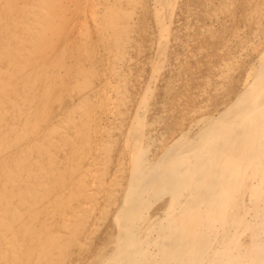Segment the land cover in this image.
<instances>
[{"label": "bare ground", "instance_id": "6f19581e", "mask_svg": "<svg viewBox=\"0 0 264 264\" xmlns=\"http://www.w3.org/2000/svg\"><path fill=\"white\" fill-rule=\"evenodd\" d=\"M189 4L0 0V264H264V0L190 104L159 102L196 53Z\"/></svg>", "mask_w": 264, "mask_h": 264}, {"label": "rangeland", "instance_id": "374dc122", "mask_svg": "<svg viewBox=\"0 0 264 264\" xmlns=\"http://www.w3.org/2000/svg\"><path fill=\"white\" fill-rule=\"evenodd\" d=\"M187 1V3L189 4V2H190V6L192 7L193 5H194V7L193 8H195V11H192L193 12V20L192 21H194L193 23H191L190 24V29H191V27L193 28L191 31H190V33L192 32L193 33V36H192V40H191V43H192V48L194 49V48H199V46L201 45V49L204 47V45L206 46V47H204L202 50H204L203 52H202V50H200V49H192V48H190L189 47V49L191 50L190 52L191 53H195V54H193L194 55V57H196V59L194 58L193 59V55H191V56H188V58H187V55L188 54H186V58H185V60H183V62H182V66H181V68H183V69H178L177 71H180L178 74L177 73H175L174 75L173 74H171V75H169L171 78H173V77H175V78H179L180 77V80L178 79V81H181V83H180V86L178 87V86H176V88L174 89V91L172 90V95H170V93H169V96H166L167 94H165V96H162L163 95V93H164V91H163V93H162V89H158L157 90V100H159V102H161L160 100H163V102L164 103H166V100L168 101L169 99H170V97H171V99H172V96L173 95H177V96H182V98H180V100H184V96L186 97L185 98V100L184 101H190V100H194L195 98H193V91L194 90H196V88H195V86H198V84L200 83V78H202V76H203V74L205 73V74H207L208 75V72H210L211 71V64H212V62L211 61H213V62H216L218 59H219V56L220 55H222L221 53H220V51H218V49H220L221 48V45H222V43H224V42H226V40L228 39V37L230 36V34H231V28L233 29V28H236V27H241L242 25H243V23H244V15H245V13H246V11L248 10V7H249V0H246V1H244V0H230L229 1V7H227V14L228 13H230V14H228L227 16L229 17H227V16H225L224 15V10L222 11L221 9H219L218 7H219V4H220V2H221V0H209L208 2L209 3H207L205 0H186ZM214 2V3H212V2ZM242 1H243V3H242ZM191 2H194L193 4L191 3ZM196 2H197V4H196ZM201 3V4H199V3ZM205 2H206V5H205ZM216 2V3H215ZM240 2V3H239ZM244 2H246V3H244ZM234 3V4H233ZM196 4V5H195ZM211 5V7H209L210 5ZM231 4V5H230ZM237 4H238V6H237ZM244 4V5H243ZM206 8V9H204V7ZM237 8H236V7ZM197 7V8H196ZM233 7V8H232ZM247 7V8H246ZM218 8V9H217ZM236 8V9H235ZM239 8H240V10H239ZM197 9H199L198 11H196ZM203 9V10H202ZM210 9V10H209ZM214 9V10H213ZM231 9V12L229 11ZM236 11H235V10ZM245 11H244V10ZM233 10V11H232ZM237 10H239V11H237ZM204 11V12H203ZM214 11V12H213ZM203 12V14H201ZM209 12V13H208ZM235 12H237V13H235ZM240 12V13H239ZM242 12H244V13H242ZM198 13V14H197ZM234 13V14H233ZM196 14V15H195ZM199 14H201V15H199ZM240 16H239V15ZM198 15V16H197ZM204 15V16H203ZM230 15V16H229ZM238 15V16H237ZM242 15V16H241ZM197 16V17H196ZM235 18H234V17ZM196 17V18H195ZM200 17H203L202 19L200 18ZM241 19H240V18ZM146 18V19H145ZM147 18H148V15L146 14H144V20L143 21H146L147 20ZM202 20H200V19ZM226 18H227V20H226ZM234 18V20L232 21V22H234L233 23V25H232V23H230L231 22V19H233ZM236 18H238V20H237V22H236ZM243 18V19H242ZM211 19V20H210ZM197 20V21H196ZM201 21V22H200ZM208 21V22H207ZM212 21V22H211ZM204 24H203V23ZM196 25H195V24ZM200 23H202V24H200ZM214 23H215V25H214ZM227 23V24H226ZM237 23V24H236ZM194 25V26H191V25ZM230 24V25H229ZM148 25V23L147 22H145V26H146V29H148L149 28V25ZM200 25H204V28L202 29V30H205V28H206V30L205 31H201L200 29H198L199 27L198 26H200ZM212 27H211V26ZM219 25V26H218ZM232 25V26H231ZM238 25V26H237ZM207 26H209V27H207ZM217 26V27H216ZM224 29H223V28ZM218 28L220 29L221 28V31L220 30H218ZM230 28V29H229ZM248 28V27H247ZM195 29H197L196 31H195ZM218 30V31H217ZM200 32L199 34H198V32ZM212 31V32H211ZM143 32H145V31H142V32H140L141 34H140V38H141V43L142 44H147V39H146V34H144ZM207 32V33H206ZM228 32V33H227ZM204 33V34H203ZM205 33H206V35H205ZM209 33V34H208ZM214 33V34H213ZM220 33V34H219ZM225 34V36L223 35V34ZM208 34V35H207ZM222 34V35H221ZM226 34H227V36H226ZM197 35H198V37H197ZM203 35V39H202V41H201V36ZM209 35H210V37L211 38H213L212 40H211V38L209 37ZM218 35H219V38H218ZM145 36V37H144ZM206 36V37H205ZM217 36V37H216ZM224 36V37H223ZM197 37V39H195ZM205 37V38H204ZM207 37H208V39H207ZM223 37V38H222ZM226 37V38H225ZM144 38V39H143ZM193 38H194V40H193ZM200 38V39H199ZM216 38L219 40V43L217 42L218 40H216ZM220 38H221V41H220ZM210 39V40H209ZM143 40H144V42H143ZM146 40V41H145ZM200 40V41H199ZM207 40H208V42H207ZM193 41H196V43L198 44V45H196L195 46V44L196 43H194ZM197 41H199V42H197ZM214 41H216L217 43H215ZM201 42V43H200ZM207 44H206V43ZM211 42H213V43H211ZM228 42V41H227ZM194 43V44H193ZM221 43V44H220ZM200 44V45H199ZM209 44V45H208ZM211 45V46H210ZM213 45L215 46V47H213ZM210 46V47H209ZM238 46H239V44L237 43V42H232L231 43V49H236V48H238ZM210 48V49H208V48ZM217 47V48H216ZM212 48H214V49H212ZM212 49V50H211ZM197 50V51H196ZM198 50H200V52H202V54L201 53H199V51ZM209 52H208V51ZM215 52H214V51ZM205 51H207L206 53H205ZM212 51H213V55L211 56V53H212ZM216 52H218V53H220V55L219 54H217ZM134 53V55L136 54L135 52H133ZM185 53H188V50L185 52ZM199 53V54H198ZM208 53H210V56H209V54ZM214 53H215V56H216V58L217 59H215V56H214ZM144 53L142 52L140 55H138V56H140L139 58H141V56L143 55ZM208 54V55H207ZM197 55L199 56V58L197 59ZM200 56H201V58H202V65L201 64H199V63H201V59H200ZM205 56H207V57H205ZM218 56V57H217ZM68 57H71L72 59H74V57H78V54L77 53H75V54H73V55H70V56H68ZM190 57H192V58H190ZM212 57V58H211ZM213 57H214V59H213ZM204 58L206 59V60H204ZM186 59H190L189 61H187ZM191 59H193V60H191ZM208 59V60H207ZM212 59V60H211ZM198 60L200 61L199 63H197L198 62ZM192 63H191V62ZM195 61H197V62H195ZM203 61H204V65H203ZM205 61H207V62H205ZM211 63H210V62ZM209 62V63H208ZM188 63V64H187ZM190 64H195L194 66L195 67H193L192 65L190 66ZM207 64V65H206ZM240 65V64H239ZM139 66V65H138ZM137 66V67H138ZM185 66H186V68H185ZM245 66V65H244ZM136 67V68H137ZM205 67H206V69H205ZM239 67V68H238ZM135 68V69H136ZM190 68V69H189ZM197 68H203L202 70H197ZM237 68L240 70V69H243V65H242V63H241V66H237ZM135 69H133L134 71H135ZM193 72H192V71ZM194 70L196 71V72H194ZM205 70H208V71H205ZM202 71V72H201ZM182 72V73H181ZM188 72H190V73H188ZM191 72L193 73V74H191ZM204 72V73H203ZM184 73V74H183ZM186 73H188V75L186 74ZM201 73H203V74H201ZM187 76H186V75ZM196 74V75H195ZM199 74V75H198ZM205 74H204V76H205ZM173 75V76H172ZM176 75V76H175ZM183 75H185L186 76V79H185V76H183ZM191 77H190V76ZM168 75H166V77L170 80L171 78L169 77ZM188 76H189V78H188ZM199 76V77H198ZM197 77V78H196ZM166 78V79H167ZM196 78V80H198L199 79V82H198V84L196 85V83H197V81L196 80H194ZM169 80H166L165 82L166 83H168V81ZM191 80H193V81H191ZM202 80V79H201ZM232 80H235V81H233L232 83H231V85L229 86V88H228V90L230 91V90H234L236 87H237V85L239 84V78H238V76L236 75V74H233V76H232ZM188 81H190V82H192L191 84H189V82ZM170 82V81H169ZM188 82V83H187ZM184 84V87H182V85ZM189 85V86H188ZM195 85V86H194ZM193 86H194V88H193ZM177 89V90H176ZM194 89V90H193ZM182 90V92H180ZM191 90V91H190ZM179 91V92H178ZM175 92V93H174ZM177 92V93H176ZM189 93V94H188ZM158 95H159V97H158ZM224 97V95H222V94H220L219 96H217L216 97V100H214L213 98V100L211 99L209 102L210 103H212V104H214V103H217L221 98L220 97ZM160 97H162L161 99H160ZM163 97H165V98H163ZM168 97V98H167ZM187 97H189V99H187ZM222 97V98H223ZM211 98V97H210ZM219 99V100H218ZM165 100V101H164ZM192 100V101H193ZM197 100V99H196ZM182 102V104H183V106L185 105V103L186 102ZM60 102H61V105H66V104H68L69 102H70V98L69 97H67L66 95H64V97H62L61 98V100H60ZM63 103V104H62ZM190 103H191V101H190ZM189 102L188 103H186V104H190ZM216 105V104H215ZM55 107H56V105H54V107H52V109L50 110L51 111V114H54L55 113ZM53 111V112H52ZM173 116L171 117V115L167 118V119H165V121H164V123L167 125L168 124V126H166L164 123V127L165 128H168L169 127V123H171L170 121H168V119H170L171 121L174 119V118H176V119H179L177 122H180V119H181V117H180V115L179 114H177V112L175 113V114H172ZM173 118V119H172ZM176 119H174V121H172V126H173V124H175V122H176ZM169 123H168V122ZM177 124V123H176ZM171 126V124H170V127L171 128H174L175 126H173L172 127ZM171 128H168V129H171ZM110 229V225H109V223L107 222V223H104L103 224V226H101V228H100V230H98L97 231V233H95V235H93L94 237V240L95 241H98V240H102L104 237H105V233L108 231Z\"/></svg>", "mask_w": 264, "mask_h": 264}]
</instances>
